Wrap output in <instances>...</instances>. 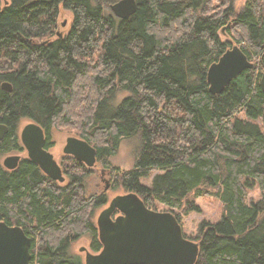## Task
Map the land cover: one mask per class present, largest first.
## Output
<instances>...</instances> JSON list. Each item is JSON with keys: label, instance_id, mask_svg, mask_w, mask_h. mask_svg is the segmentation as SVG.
<instances>
[{"label": "trees", "instance_id": "16d2710c", "mask_svg": "<svg viewBox=\"0 0 264 264\" xmlns=\"http://www.w3.org/2000/svg\"><path fill=\"white\" fill-rule=\"evenodd\" d=\"M119 1L0 0V123L9 128L0 222L32 239L33 264H85L72 249L84 235L93 254L102 251L95 216L108 197L85 194L92 169L67 157L60 184L28 158L13 171L1 162L24 152L21 122L43 128L47 150L65 126L97 150L114 188L151 210L162 204L181 224L176 211L197 212L206 196L220 201L221 221L203 222L194 240L197 264H264V0L240 11L234 0H135L128 20L112 12ZM63 11L73 22L60 37ZM234 47L253 68L214 95L208 71ZM131 140L133 170L112 168ZM255 189L260 199L250 201Z\"/></svg>", "mask_w": 264, "mask_h": 264}, {"label": "water", "instance_id": "95a60500", "mask_svg": "<svg viewBox=\"0 0 264 264\" xmlns=\"http://www.w3.org/2000/svg\"><path fill=\"white\" fill-rule=\"evenodd\" d=\"M111 9L117 18L128 20L135 15L138 5L135 0H120ZM252 68L253 63L239 47L228 50L208 71L210 92L214 95L222 94L232 81ZM2 88L13 92L9 83H4ZM261 88L264 92V72ZM8 133V126L0 123V141ZM20 137L28 159L37 164L46 176L64 184L66 178L61 166L54 155L45 149L43 128L36 123H27L22 128ZM63 152L90 169L97 165V150L79 138L69 137ZM20 160L19 156L8 157L4 166L9 171L16 170ZM108 190L107 187L106 191ZM96 224L103 249L100 253L93 254L83 248L85 264L198 262L200 245L185 237L183 227L175 215L149 209L137 194L128 193L115 197L100 213ZM31 251L32 240L20 227H10L0 222V264H33Z\"/></svg>", "mask_w": 264, "mask_h": 264}, {"label": "rangeland", "instance_id": "374dc122", "mask_svg": "<svg viewBox=\"0 0 264 264\" xmlns=\"http://www.w3.org/2000/svg\"><path fill=\"white\" fill-rule=\"evenodd\" d=\"M248 0H234V6L237 11L242 10ZM73 22V15L71 12L63 11L61 19L59 21L60 28L58 30V34L62 37L66 36L70 31L71 25ZM65 24V26H63ZM220 38L225 41L227 40V36L223 33L221 34ZM119 97L118 99H121ZM83 112V109L81 110ZM28 123L21 122L19 125V130L21 131L22 128ZM79 133L77 132L76 128H67L65 126H58L57 128L53 129L52 131V141L53 146L50 149L51 153L54 155L55 159L59 163H64L67 165L69 159H66V155L63 152V149L66 145V141L69 137H76L79 138ZM137 150V142L134 140L125 141L122 143L119 151L117 152L116 156L110 158V163L112 168H118L121 172H129L132 171L135 166V156ZM20 153H11L3 156L1 158V162L8 156L17 155ZM23 157L25 153H21ZM71 165V164H70ZM63 167V166H62ZM63 169V168H62ZM64 171V169H63ZM72 173L80 174V171L71 169ZM154 176V175H153ZM151 179L144 181V184L147 186H151ZM66 177V182H68V177ZM64 183V184H65ZM114 180L111 178L109 172L102 167L101 165L97 164L93 169L90 176L86 179V189L85 194L87 196L92 195H102L105 192V189L108 187L109 190L105 192L108 197V202H111L115 197L120 195L128 194L123 188L121 187H113ZM260 199V191L255 189L249 192V200L250 201H257ZM195 204L199 207V211L197 212H189L183 214L182 211H176L177 214L181 216V225L184 230V235L194 241L199 234V227L203 222H208L212 224H217L221 221L223 215V208L220 201L216 197L206 196L198 199ZM108 207V204L100 209L97 210L95 220L97 221L98 216L100 213ZM155 210L158 212H169V209L159 203L155 204ZM91 241L89 236H82L78 241L73 244V251L74 253L81 256V258L85 261V253L82 252L83 248H86L88 251L90 250ZM92 253V252H91Z\"/></svg>", "mask_w": 264, "mask_h": 264}, {"label": "flooded vegetation", "instance_id": "af4514ba", "mask_svg": "<svg viewBox=\"0 0 264 264\" xmlns=\"http://www.w3.org/2000/svg\"><path fill=\"white\" fill-rule=\"evenodd\" d=\"M19 136H21V131L19 130ZM45 138H46V135H45ZM2 141V140H1ZM20 141H21V137H20ZM22 143V142H21ZM23 146V145H22ZM23 149H24V147H23ZM47 150V149H46ZM47 151H49L50 153H51V151L50 150H47ZM21 153H25V156L23 157L22 155H20ZM20 154H17V155H12V156H19L20 158H21V160H20V162H19V165H20V163H21V161L23 160V158H28L27 157V153H26V150L24 149V152H21ZM12 156H8V157H12ZM8 157H6L5 159H4V161L8 158ZM66 157H71V156H67L66 155ZM4 161L2 162V165H3V167L5 168V166H4ZM57 161V160H56ZM58 162V161H57ZM58 164L61 166V168H62V166H63V162L62 163H59L58 162ZM19 167V166H18ZM8 170V169H7ZM63 170V169H62ZM63 174H64V172H63ZM64 177H65V175H64ZM66 178V177H65ZM105 192H106V189H105ZM104 192V193H105ZM103 193V194H104ZM109 203L110 202H108V205H109ZM119 213H117V215H118ZM116 215V216H117ZM115 216V217H116ZM9 226V225H8ZM10 227H18V226H10ZM22 229V228H21ZM23 230V229H22ZM24 231V230H23ZM25 233V232H24ZM26 234V233H25ZM30 238V237H29ZM31 239V238H30ZM32 240V239H31ZM98 254V253H97Z\"/></svg>", "mask_w": 264, "mask_h": 264}]
</instances>
